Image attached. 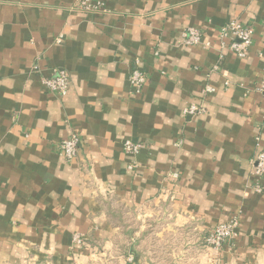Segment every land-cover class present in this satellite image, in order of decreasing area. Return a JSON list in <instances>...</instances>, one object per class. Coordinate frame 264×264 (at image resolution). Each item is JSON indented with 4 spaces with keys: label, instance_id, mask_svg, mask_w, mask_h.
Here are the masks:
<instances>
[{
    "label": "crops",
    "instance_id": "crops-1",
    "mask_svg": "<svg viewBox=\"0 0 264 264\" xmlns=\"http://www.w3.org/2000/svg\"><path fill=\"white\" fill-rule=\"evenodd\" d=\"M101 2L0 0V264H264L250 164L256 138L264 151V0ZM232 21L253 29L243 58L220 38ZM187 28L201 45L183 44ZM55 69L64 97L43 84ZM199 102L203 115H183ZM71 134L69 163L58 147ZM233 219L232 245L202 246Z\"/></svg>",
    "mask_w": 264,
    "mask_h": 264
},
{
    "label": "built area",
    "instance_id": "built-area-1",
    "mask_svg": "<svg viewBox=\"0 0 264 264\" xmlns=\"http://www.w3.org/2000/svg\"><path fill=\"white\" fill-rule=\"evenodd\" d=\"M74 10L83 12H100L103 11V3L101 0H77ZM253 29L250 26H244L237 21H232L220 29L221 40L228 38L230 40L229 50L237 57L243 58L246 56L248 49L252 42ZM183 44L187 46H197L202 44V33L195 28H187L182 35ZM59 42V39L57 40ZM34 69L37 67L34 66ZM147 82L146 73L139 67L138 60H135L134 66L129 72V86L132 94H139ZM44 86L47 90L59 97H64L67 94L69 87V77L65 70L55 69L50 77L43 80ZM257 90L264 98V73ZM214 92L210 85H205L201 91V98L204 99ZM206 112L205 106L202 102L192 103L185 110L183 115L188 117H195L203 115ZM256 152L250 160L252 173L255 181L252 190L255 194L264 192V151L257 149L259 146L258 138L255 139ZM143 148V144L139 142L124 141L122 150L128 155H137ZM80 138L77 134H71L66 140L60 142L58 150L60 155L67 161H74L79 153ZM135 167V166H130ZM237 220L233 219L229 222L216 225L212 228L205 237V245L213 250H220L224 246L233 244L237 237L236 233ZM72 242L76 246L83 244V239L80 235L74 234Z\"/></svg>",
    "mask_w": 264,
    "mask_h": 264
},
{
    "label": "rangeland",
    "instance_id": "rangeland-1",
    "mask_svg": "<svg viewBox=\"0 0 264 264\" xmlns=\"http://www.w3.org/2000/svg\"><path fill=\"white\" fill-rule=\"evenodd\" d=\"M205 237H206V236H205ZM167 239H168V238H167ZM157 240H158V239H157ZM204 240H205V238H204ZM158 241H159V240H158ZM168 241H169V240H168ZM176 241H177V240H172L173 245H176V243H177ZM172 242H170V243H172ZM154 243H155V242H154ZM154 243H153V245H156V244H154ZM156 246L159 247V245H156ZM202 246H203V247L206 246V245H205V241L203 242V240H202ZM206 247H207V246H206ZM207 248L213 250V249L210 248V247H207ZM221 249H222V248H221ZM221 249H220V250H221ZM213 251L215 252L216 250H213ZM217 251H219V250H217ZM170 258H171V257H170ZM170 260H171V259H170Z\"/></svg>",
    "mask_w": 264,
    "mask_h": 264
}]
</instances>
